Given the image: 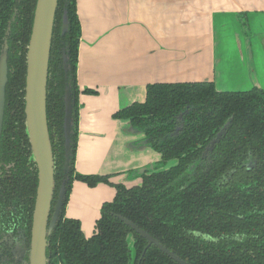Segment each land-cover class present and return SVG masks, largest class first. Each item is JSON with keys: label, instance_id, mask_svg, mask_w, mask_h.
Wrapping results in <instances>:
<instances>
[{"label": "flooded vegetation", "instance_id": "af4514ba", "mask_svg": "<svg viewBox=\"0 0 264 264\" xmlns=\"http://www.w3.org/2000/svg\"><path fill=\"white\" fill-rule=\"evenodd\" d=\"M68 2L61 0L57 9L46 85L45 113L54 178L45 228L48 264H64L60 239L66 220L71 222L68 226L73 229V223L77 224L84 243L94 241L105 228L116 225L117 234L123 239L127 264H145L152 250L157 251L154 258H149L152 264H178L158 246L183 261L181 255L199 254L201 241L211 240L206 233L184 230L185 213L189 211L196 217L202 210L199 208V190L204 192V186L217 189L216 193L204 196V200L215 198L221 193V187H224V193H230L232 186L240 185L243 188L238 196L241 201L249 203L251 208H255L253 202L264 203V88L243 90L242 81L229 86L241 91H217L214 83L208 91L186 83L166 85L158 91L160 97L156 99V106L146 109L149 113H139L132 107L128 114L114 115L116 111L111 116L112 120L125 122L135 131L129 134L135 139L129 143L128 149L133 151L137 143L145 142L144 149L154 154V161L116 174L79 173L76 160L80 96H97L98 93L89 88L80 89L77 83V68L74 66L78 62L77 40L81 27L77 18L68 21ZM34 5V0H11L3 27L0 21V53L6 44L8 69L0 136V264H31L29 256L38 171L26 134L24 88L26 48L34 10H31L32 17L29 16ZM64 14L67 30L63 33ZM238 22L252 54L253 43L249 40L253 34L251 20L245 13L240 15ZM261 35H264V29ZM64 58L68 65L66 74ZM22 62L25 71L20 76ZM65 83L70 89L73 122L67 163L63 134ZM16 112H21L23 119L15 117ZM237 118L243 121V125L234 132L233 139L229 134ZM249 122L254 123L252 132H257L255 137L258 138H246ZM169 162L172 164L168 168L161 169ZM141 169L144 171L138 173ZM212 171H217L219 176L210 175ZM74 183H81L88 189L106 186L113 191L111 198L100 204L91 227L86 231L78 218L67 215ZM191 186L198 191L187 202Z\"/></svg>", "mask_w": 264, "mask_h": 264}, {"label": "water", "instance_id": "95a60500", "mask_svg": "<svg viewBox=\"0 0 264 264\" xmlns=\"http://www.w3.org/2000/svg\"><path fill=\"white\" fill-rule=\"evenodd\" d=\"M91 0L87 9L86 31L79 43L86 44L91 61L102 60L106 68L104 79L112 81L114 75L135 84L136 99L143 103L146 88L155 84L214 83L217 91H241L229 88L226 74L242 73L245 63H251L252 54L243 33L234 34V40L226 33L230 23L240 26L238 18L246 11L204 10V0H108L97 6ZM76 15L81 22L77 12ZM94 4V5H93ZM58 0H36L31 32L26 48V74L24 88V114L26 134L30 141L33 160L37 167V191L33 212L31 264H48L45 255L46 223L53 195V158L46 124L45 100L48 61L54 18ZM201 7L200 9H197ZM96 9V12H95ZM208 9V8H206ZM249 18H264L260 12L250 11ZM82 28V27H81ZM253 28V25H252ZM264 22L255 24L253 33H262ZM67 30V18L63 15L62 32ZM238 40H237V39ZM232 46H231V44ZM235 54H232V49ZM7 46L0 53V136L4 112L7 73ZM80 47L78 46V60ZM108 54L107 56H105ZM235 55V56H233ZM261 65L264 58L260 59ZM78 62L76 68L78 69ZM264 67V66H263ZM66 74L68 65L63 59ZM240 81V80H239ZM63 94V134L65 138V161L69 158V142L72 130L70 89L65 83ZM256 87V86H254ZM248 89L244 88L243 90ZM94 90V89H92ZM98 93V91L94 90ZM138 97L142 99L138 100ZM116 112V111H115ZM129 126L126 132L132 134ZM145 142L137 143L136 150H144ZM144 170H139L138 173ZM142 236L145 237L143 233ZM150 239V238H149ZM151 241V240H150ZM159 249L178 264H186L164 248Z\"/></svg>", "mask_w": 264, "mask_h": 264}, {"label": "crops", "instance_id": "0c3cea01", "mask_svg": "<svg viewBox=\"0 0 264 264\" xmlns=\"http://www.w3.org/2000/svg\"><path fill=\"white\" fill-rule=\"evenodd\" d=\"M91 0H78V14L83 37L86 31L87 9ZM204 10L207 12L238 10L260 12L264 14V0H204ZM97 6L109 5L108 0H98ZM94 5V4H93ZM198 7L197 9H200ZM208 8V9H206ZM96 12V9H95ZM251 27L259 25L264 18H249ZM264 35L258 31L249 39L253 43L251 63L244 64L242 73L226 74L230 83L244 82L242 88H264ZM86 39V38H85ZM80 52L77 69V83L80 89L89 88L98 91L97 96H80L81 110L79 112V142L77 150L76 169L82 174H116L129 168H137L154 161V154L147 150H129L128 145L135 138L126 132L127 124L112 120V114L118 109L135 100V84L130 86L129 80L119 79L116 75L112 81L104 79L106 68L99 65L102 60L91 61L86 52V44L79 43ZM86 48V49H85ZM106 54L105 56H107ZM240 80V81H239ZM138 100L141 101L138 97ZM115 182V181H114ZM113 191L106 186L88 189L81 183H74L73 191L67 208L69 217L78 218L86 231L91 227L100 204L111 198Z\"/></svg>", "mask_w": 264, "mask_h": 264}, {"label": "trees", "instance_id": "16d2710c", "mask_svg": "<svg viewBox=\"0 0 264 264\" xmlns=\"http://www.w3.org/2000/svg\"><path fill=\"white\" fill-rule=\"evenodd\" d=\"M35 1L36 0H34V3ZM60 2L61 0H58L57 9ZM68 5V21L70 22L72 19H78L76 15L75 0H69ZM10 6L11 0H0L1 27H3V24L5 23L7 11ZM31 10H34V7H32V9L30 8V11ZM57 15L58 13L56 10L54 25L57 22L56 19H58ZM29 17H32V11ZM53 33L54 28L52 34ZM79 36L80 34L78 35L77 41H79ZM50 62L51 59H49V64ZM76 64L77 62L75 63V68ZM24 71L25 66L22 62L19 69L20 76L21 73L22 75L24 74ZM189 84L195 85V87L203 89L204 91H208V88H212L211 83ZM166 85L171 84H155L147 86L146 102L144 101L145 104L134 103L116 112L114 115L128 114L132 107L139 110V113H149L150 111L146 109L150 106H156V99L160 97L158 91ZM204 97H207V95H204ZM15 117L23 119L21 112H16ZM253 124V122L248 123L246 138H254L256 136L257 132H252L251 125ZM242 125L243 121H241L240 118H237V121L233 122L229 134L231 135V138L235 139L234 132L240 130ZM3 135H5V132ZM223 172L224 170L221 171V173ZM217 173V171H212L209 174L218 177L219 174ZM203 189H205L204 192L199 190V208L202 210L196 217L189 211L185 213L184 230H187L188 228L199 231L202 234L206 233L211 237V240L201 241L199 254L193 255L191 253H186L181 255V259L187 264H190L192 261L195 262L194 264H264V203L253 202L255 208L249 207V203L241 201V199L238 198L243 192V188L240 185L232 186L229 191L230 193H224V187H221V193L216 194L215 198L211 200H204L203 197L215 192L217 189L208 186H204ZM197 191L198 190L195 189L194 186H191V189L187 192V202L190 198H193V195L196 194ZM208 204H212V206H209ZM190 209H192V206H190ZM139 212H141V210H139ZM209 212H211V214H208ZM69 224H71L70 221L66 220L64 222L62 228L63 236L60 239V253L64 264H127L125 259L126 252L122 245L123 239L117 234L116 225H113L111 229L105 228L100 236L94 241L84 243L85 241L80 239L77 224L73 223L75 226L74 229L72 226H68ZM68 243L71 245H68ZM150 254V257L154 258L157 255V251L152 250ZM150 257H146L147 260L145 264H152V260H149Z\"/></svg>", "mask_w": 264, "mask_h": 264}, {"label": "rangeland", "instance_id": "374dc122", "mask_svg": "<svg viewBox=\"0 0 264 264\" xmlns=\"http://www.w3.org/2000/svg\"><path fill=\"white\" fill-rule=\"evenodd\" d=\"M238 22V21H237ZM243 30L241 26H239L238 28V25H236V23H230L229 26H228V29H227V34L230 36L231 38V41L234 40V34L236 33H240V31ZM243 31H241L242 33ZM237 39V38H236ZM238 40V39H237ZM231 44V43H230ZM232 46V44H231ZM230 49H232V54H235V50L231 47H229ZM235 56V55H233ZM263 66H264V61L262 62ZM172 164V162H169L165 167L161 168V169H166L168 168L170 165ZM130 249H131V245H130Z\"/></svg>", "mask_w": 264, "mask_h": 264}]
</instances>
